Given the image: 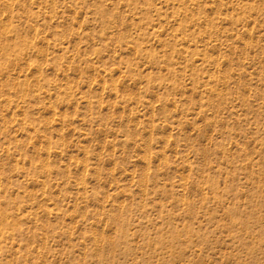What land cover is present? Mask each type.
I'll list each match as a JSON object with an SVG mask.
<instances>
[{"label":"rangeland","instance_id":"1","mask_svg":"<svg viewBox=\"0 0 264 264\" xmlns=\"http://www.w3.org/2000/svg\"><path fill=\"white\" fill-rule=\"evenodd\" d=\"M0 264H264V0H0Z\"/></svg>","mask_w":264,"mask_h":264}]
</instances>
